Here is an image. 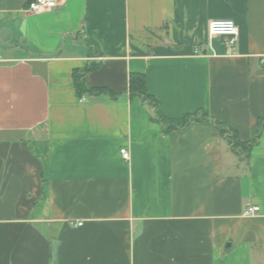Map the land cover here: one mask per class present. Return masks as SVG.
I'll return each mask as SVG.
<instances>
[{
  "label": "crops",
  "instance_id": "1",
  "mask_svg": "<svg viewBox=\"0 0 264 264\" xmlns=\"http://www.w3.org/2000/svg\"><path fill=\"white\" fill-rule=\"evenodd\" d=\"M31 1L0 0V264H264V0ZM88 66L116 98L78 96ZM134 73L166 120H209L169 129ZM214 122L262 135L247 157Z\"/></svg>",
  "mask_w": 264,
  "mask_h": 264
},
{
  "label": "trees",
  "instance_id": "2",
  "mask_svg": "<svg viewBox=\"0 0 264 264\" xmlns=\"http://www.w3.org/2000/svg\"><path fill=\"white\" fill-rule=\"evenodd\" d=\"M96 68L97 67L88 66L83 70L74 71V86L78 96L82 97L87 94L98 95L99 93H106L110 96V98H116L117 95L107 90L91 89L87 86L86 77L91 71L95 70ZM130 90L132 95L139 97L143 102L153 107L156 110V117L159 119V121L166 124L169 129L184 128L194 120H209L208 117L202 116L201 114L194 116H186L182 120L175 122L171 120H166V118L161 115L157 102L150 95H148L146 90V77L143 74L134 73L131 75ZM214 124L216 125V128L220 131L222 137L227 141L231 149L234 150L236 153L244 154L247 157L250 156L253 147H255L259 143L263 130V127L260 125L257 136L254 138V140L248 142H241L239 140L238 133L235 129L218 122H214Z\"/></svg>",
  "mask_w": 264,
  "mask_h": 264
},
{
  "label": "built area",
  "instance_id": "3",
  "mask_svg": "<svg viewBox=\"0 0 264 264\" xmlns=\"http://www.w3.org/2000/svg\"><path fill=\"white\" fill-rule=\"evenodd\" d=\"M57 8L56 0H32L29 3L28 11L42 12L44 10H53ZM239 36V28L233 20H213L209 24V38H227L229 46H234ZM124 160H130L131 154L127 148L121 150ZM260 208L258 206H250L245 212V217H252L258 214ZM81 225V224H80Z\"/></svg>",
  "mask_w": 264,
  "mask_h": 264
},
{
  "label": "water",
  "instance_id": "4",
  "mask_svg": "<svg viewBox=\"0 0 264 264\" xmlns=\"http://www.w3.org/2000/svg\"><path fill=\"white\" fill-rule=\"evenodd\" d=\"M57 242L53 244V253H52V264L56 261V254H57Z\"/></svg>",
  "mask_w": 264,
  "mask_h": 264
}]
</instances>
